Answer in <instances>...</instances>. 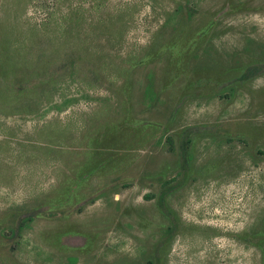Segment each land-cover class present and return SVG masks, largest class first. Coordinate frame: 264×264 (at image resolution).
I'll use <instances>...</instances> for the list:
<instances>
[{"label":"rangeland","instance_id":"obj_1","mask_svg":"<svg viewBox=\"0 0 264 264\" xmlns=\"http://www.w3.org/2000/svg\"><path fill=\"white\" fill-rule=\"evenodd\" d=\"M0 264H264V0H0Z\"/></svg>","mask_w":264,"mask_h":264}]
</instances>
